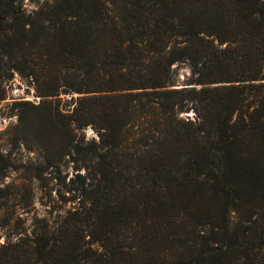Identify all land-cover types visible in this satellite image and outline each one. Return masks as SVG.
<instances>
[{
	"label": "trees",
	"instance_id": "trees-1",
	"mask_svg": "<svg viewBox=\"0 0 264 264\" xmlns=\"http://www.w3.org/2000/svg\"><path fill=\"white\" fill-rule=\"evenodd\" d=\"M3 72L44 97L17 103L38 176L68 154L75 174L0 264H264V0H0Z\"/></svg>",
	"mask_w": 264,
	"mask_h": 264
},
{
	"label": "rangeland",
	"instance_id": "rangeland-1",
	"mask_svg": "<svg viewBox=\"0 0 264 264\" xmlns=\"http://www.w3.org/2000/svg\"><path fill=\"white\" fill-rule=\"evenodd\" d=\"M46 0H24V6L28 11L37 9ZM5 75V76H3ZM0 76V149L8 154L12 165L6 175L0 176V186L6 187L12 182L24 185L20 190L31 194L27 202L18 199L0 197V244L13 230H31V224L36 217L55 214L62 202L60 193H64L69 187L70 179L74 176L73 163L69 161V154L64 157L59 167H51L38 176V165L43 162L40 148L36 143L16 141V125L19 120L20 101H30L38 104L44 98L37 91L31 78L24 77L18 72L8 78L7 72ZM175 87L189 86L192 77V67L187 62L174 65ZM75 96L78 93L74 94ZM61 106L70 108L72 94H62ZM183 117L194 118L195 112H183ZM87 139L98 138L97 131L89 126L84 129ZM31 187L29 190L27 187ZM28 189V190H27ZM18 190L15 191L17 193ZM69 206V205H67ZM14 208L18 209L13 213Z\"/></svg>",
	"mask_w": 264,
	"mask_h": 264
}]
</instances>
